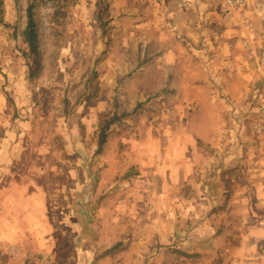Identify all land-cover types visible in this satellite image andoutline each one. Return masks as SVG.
<instances>
[{
  "label": "rangeland",
  "instance_id": "374dc122",
  "mask_svg": "<svg viewBox=\"0 0 264 264\" xmlns=\"http://www.w3.org/2000/svg\"><path fill=\"white\" fill-rule=\"evenodd\" d=\"M31 1L3 0L0 20V264H264V133L255 129L264 125V0L229 10L207 0L226 47L215 55L224 83L210 70L198 75L211 93L199 105L157 72L158 33L179 21L165 14L184 3L38 0L41 67L31 78L23 55ZM203 9L191 20L205 32ZM184 108L219 115L225 132L210 133H225L240 172L212 182L224 185L210 195L213 207L168 213L150 203L135 163L151 140L169 137ZM210 233L212 248L192 242Z\"/></svg>",
  "mask_w": 264,
  "mask_h": 264
},
{
  "label": "crops",
  "instance_id": "0c3cea01",
  "mask_svg": "<svg viewBox=\"0 0 264 264\" xmlns=\"http://www.w3.org/2000/svg\"><path fill=\"white\" fill-rule=\"evenodd\" d=\"M178 2L184 3L181 10L175 12L169 9L165 19L169 21L177 17L179 21L168 24L173 29L158 33L159 40L164 41L160 49H164L165 52L156 61L159 67L157 72L158 74L168 72L167 75L177 88V96L193 98L192 102L195 100L199 105V98L210 96L211 93L209 90L207 92L203 85L197 84L198 75L210 70L212 80L222 83L220 72L215 69L219 64L215 55L220 51V54H223L226 47L223 37L220 38L221 30L217 28L219 26L216 21V18L219 19L217 12L212 10V7L207 8L210 5H207V0H178ZM196 7H204L199 17L209 20L207 22L211 25L205 32L201 30L202 21L195 20L194 15V19L191 20V10ZM202 36H206V40ZM204 91L208 95H203ZM179 112L184 113L180 121L170 126L165 123L159 126V129L164 130L167 125L173 130L169 137L166 138L164 133L161 144H159L160 140H157V143L151 140L147 156L136 157L138 162L135 163L139 172L147 177L150 183L151 189L148 195L150 203L155 201L152 205L168 213L170 211L176 213L179 209L198 210L213 207L215 203L210 195L219 193V187L223 188L224 185L212 182L225 177V173L229 176L235 175L234 178L238 179L240 172L235 173V163L238 165L240 162L238 157H227L226 148L229 145L225 141L227 138L225 133H210V130L225 132L226 124L217 123L218 114L209 115L203 111V108L195 112H189V108L187 110L184 108ZM230 168L234 171H230ZM261 175L263 176V173ZM220 192H226V189ZM204 194L207 198L202 200L199 196ZM214 239V233H210L204 237L200 235L192 242L196 243V247H201L200 249H208L212 248Z\"/></svg>",
  "mask_w": 264,
  "mask_h": 264
},
{
  "label": "trees",
  "instance_id": "16d2710c",
  "mask_svg": "<svg viewBox=\"0 0 264 264\" xmlns=\"http://www.w3.org/2000/svg\"><path fill=\"white\" fill-rule=\"evenodd\" d=\"M37 1L32 0L27 8V25L25 31L23 33V43L26 46V49L23 53L24 57L27 59L29 65V73L30 77L34 78L40 69L39 62V47H40V39H39V28L38 23L36 21V9H37ZM62 1L67 4L70 1L74 0H53V2L57 5ZM3 15V0H0V20L2 22ZM36 67V70L33 68ZM117 117H113L110 120L104 122L101 127L98 135V144H97V154H100L103 151L105 144L107 143L109 131L113 124L117 121ZM131 173L125 175L126 178L130 177Z\"/></svg>",
  "mask_w": 264,
  "mask_h": 264
},
{
  "label": "built area",
  "instance_id": "2783aa9c",
  "mask_svg": "<svg viewBox=\"0 0 264 264\" xmlns=\"http://www.w3.org/2000/svg\"><path fill=\"white\" fill-rule=\"evenodd\" d=\"M244 1L243 0H225V6L226 8L229 9H234V8H239L243 5ZM256 131L260 133H264V125L262 124H257L255 125Z\"/></svg>",
  "mask_w": 264,
  "mask_h": 264
}]
</instances>
